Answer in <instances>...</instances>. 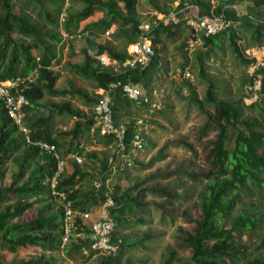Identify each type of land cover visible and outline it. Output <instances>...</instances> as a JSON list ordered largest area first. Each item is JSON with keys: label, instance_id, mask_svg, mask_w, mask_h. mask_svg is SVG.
I'll list each match as a JSON object with an SVG mask.
<instances>
[{"label": "trees", "instance_id": "trees-1", "mask_svg": "<svg viewBox=\"0 0 264 264\" xmlns=\"http://www.w3.org/2000/svg\"><path fill=\"white\" fill-rule=\"evenodd\" d=\"M57 1L60 4L54 9H46L43 16L41 13L37 15L38 18H42L38 20L27 10L31 9L32 3L40 4L41 0H23L20 5L12 0H0V79L26 75L35 69L38 71L37 80L24 92L29 100V104L24 108L25 126L30 130L28 134L19 130L0 105V248H4L0 250V264H62L61 262L66 261V258H71L73 250L95 251L91 248V222L87 224L79 217H75V223L78 225V235L72 236L76 238L75 242L69 247H64L66 244L62 245L64 212L60 202L61 197L59 194H53L54 190L57 193H64L65 200L71 202L73 209L90 212L99 211L106 195L109 194L113 200L110 213L114 219V229L125 221L124 211L127 208L134 211L139 206L137 197L141 192L138 190V184L123 188L118 183L110 185L106 181L114 173V164L118 156L111 150L83 152L84 146L79 147L81 143L75 142L93 128L94 134L91 138L107 148L115 140L114 135L99 136L97 128L94 127L93 112L88 116L81 108L72 106L68 100L53 103L52 106L56 113L75 118L74 125L69 130L58 134L61 139L68 141L65 143V150L58 153L65 160V168L69 166L71 171L59 176L56 187L54 190L51 188V178L56 172L57 158L54 154L40 150L35 142L42 140L59 148L61 141L52 135L48 124L49 117L42 122L34 123L33 111L41 112L46 107L43 102L46 92L52 96L77 94L91 106L96 101L95 94L90 95L73 86L70 89L54 88L56 78L50 67L59 61L57 45L62 41V35L53 27L58 26L60 13L65 12L60 22L63 31L68 34L83 32L85 35V45L80 49L82 61L70 64V69L77 75L92 80L94 88H106L109 84L116 85L111 91L112 118L116 126L124 124L126 127V144L137 129V120L135 117L130 120L121 118L120 112L125 111L130 104L136 103L125 94L123 86L144 87L147 84L145 75L148 69L151 68V73L154 75L159 59L155 52L144 69H124L123 65L129 57L126 51L103 43L101 36L114 23L118 24L116 35L124 37L125 43L129 44L137 39V27L140 23L137 0ZM242 1L244 0H226L215 10L210 0H178L176 7L178 10L192 5L198 8L199 16L222 14L230 22L228 27L215 35H200L201 49L196 52L195 58L200 76L204 75V69L208 67L207 61L211 53L220 45L223 37L226 38L232 55L242 64L256 63L255 57L247 56L242 52L239 45L240 37L233 25L236 22L249 24L254 28L251 39L257 43L261 42L264 36V20H254V16L260 14L258 8L264 5V0H253L249 12L239 16L231 5ZM66 2L67 7H65ZM148 2L159 12L171 11V6L160 7L152 0ZM77 3H81L80 8L73 10L72 7ZM95 10L102 12L103 16L80 29V21L90 17ZM181 24L183 22L174 28ZM160 32L168 37L174 35L171 27L154 28L152 31L154 48L161 42ZM16 35L19 36L18 40L14 37ZM26 38L33 41L36 55ZM216 40L217 44H215ZM184 45L183 43L181 49ZM103 53H106L111 60H116L122 68L115 71L111 66H102L96 57ZM255 79L260 81L259 101L255 104L262 112V120L242 118L239 102L229 98H218L215 87L208 79H205L207 86L203 98L197 97L191 86L186 84L188 100L198 106L218 131L209 150V157L214 167L206 174L198 175L205 180L196 196L201 216L195 221L193 232H186L183 238L185 245L191 250L189 264H226L227 261H234L242 255V246L236 243L233 232L256 230L259 223H264V211L255 208L257 201L251 200L249 207L244 204L235 205L239 202L241 194H251L253 187L264 188L263 65H259L252 76H249V83L252 84ZM139 105L147 106L144 103ZM207 105L213 107L212 111L206 108ZM231 136L233 138L230 147L228 142ZM142 138L144 146L143 132ZM127 149L128 147L126 151ZM70 151H77L83 157L84 166L66 156ZM87 161L91 162L90 168L94 170L93 173L88 171ZM8 162L12 163L15 170L11 173L10 183L6 185L4 179ZM86 177L93 179L92 185L88 189L78 190L80 179ZM99 178L102 184L97 188L94 182ZM153 190L168 195L165 188H153ZM230 192H233L231 197H229ZM30 209L34 210L35 216L28 220H20L19 218ZM114 229L111 238L115 244L117 243V250L113 254H101L97 259L98 264H131L128 260L123 263L118 260L117 255L124 242L116 236ZM261 232L259 249H264V228ZM121 237L124 239L123 236ZM30 247L34 248L31 254L19 259L15 257L19 251ZM60 248H62V257L59 254ZM174 260L175 250L168 248L161 264H173ZM244 264H264V253L260 252L249 257Z\"/></svg>", "mask_w": 264, "mask_h": 264}, {"label": "rangeland", "instance_id": "rangeland-1", "mask_svg": "<svg viewBox=\"0 0 264 264\" xmlns=\"http://www.w3.org/2000/svg\"><path fill=\"white\" fill-rule=\"evenodd\" d=\"M12 1L17 5L23 3V0ZM152 1L160 7L171 6L177 9L178 0ZM224 1L226 0H210L215 10L217 6L223 5ZM57 2V0H41L40 4L32 3L31 9L27 11L33 18L39 20L42 19L38 18L39 14L41 13L43 16L46 9H54L60 4ZM252 2L253 0H244L231 5V7L241 16L249 12L248 9L252 7ZM80 6L81 3H77L72 9H79ZM195 9L196 7L193 6L188 10L185 9L182 13H184V17H192L196 15ZM137 11L140 20L145 19L150 12L160 13L153 8L148 0H137ZM258 11L260 14L254 16V20H264V5L259 7ZM100 16V11L95 10L90 17L80 21V27L83 28L84 24L91 20L95 21ZM60 22H62L61 19H59L58 26L53 28L61 33L63 30ZM48 26L51 28L49 24ZM112 27L116 29L114 33L101 36L103 43L116 47L118 50H124V37L116 35L118 24L114 23ZM233 28L240 37L239 45L242 52L247 56L255 57V64H242L232 55L226 38L223 37L220 45L211 53L207 61L208 67L204 69V75L200 76L195 58L201 45L190 51H184V47L181 49L182 44H185L190 36V29L185 25L173 28L174 35L172 37L160 32L161 42L155 46V52L159 56L155 73L153 75L152 69H148L145 75L147 84L144 87L134 86L141 96L152 97L154 96L153 91L156 90L154 106L151 104L150 107H145L132 103L125 111L120 112L121 118L126 120L133 117L136 120L142 118L141 130L144 133V146L132 158L120 153L114 164V173L107 181L110 185L118 183L123 188L136 183L139 192H141L137 197L138 208L134 211L127 208L124 211L125 221L114 229L116 236L124 242L117 255L118 260L122 263L128 260L131 264H161L167 249L173 248L175 250L173 264H189L188 258L191 256V250L185 245L183 238L186 232H193L195 221L201 216L196 196L202 189L205 180L198 175L206 174L214 167L212 159L209 157V150L218 131L198 106L188 100L186 84L191 86L197 97L203 98L207 86L205 79H208L215 87V94L218 98H229L239 102L242 118L263 119L260 108L255 104L259 101V85L257 91L254 92L253 84L249 83L248 78L254 73L256 64L263 63L264 65V36L262 41L257 43L251 39L254 28L249 24L236 22ZM14 37L19 39L18 35ZM25 40L36 55L37 51L33 41L29 38ZM217 43L216 40L215 44ZM84 45V37L71 39V41L66 39L58 43L59 61L50 67L56 78L55 89H70L73 86L90 95L93 94V81L77 75L69 67L70 64L82 61L83 56L80 49ZM258 51H262L263 54L256 53ZM102 66H111L115 71H119L114 65ZM62 100H68L72 106L81 108L88 116L92 114L91 105L86 104L83 98L77 94L52 96L48 92L45 93L43 102L46 107L41 112L33 111L32 120L37 123L49 117L48 124L52 135L61 141L59 151L65 150V143L68 141L61 139L58 134L69 130L75 121L74 117L67 114L56 113L52 104ZM206 108L212 111L213 107L207 105ZM88 132L75 141L84 146L83 152L93 149L97 151L111 150L108 146L105 148L101 147L102 145H93L91 137L94 131L90 129ZM232 138L233 136L228 142L230 147ZM112 148H114L113 145ZM83 161L82 157V166H84ZM90 165L91 162L87 161L88 171L93 173L94 170L90 168ZM94 166H96L95 163ZM6 167L4 183L7 185L10 183V176L15 168L10 162L6 164ZM92 182L93 179L90 180L88 177L80 179L77 188L78 190L88 189ZM153 188H165L168 195L156 193ZM232 195L233 192H230L229 197ZM251 200L257 201L255 208L264 211V188L253 187L251 194H241L239 202L235 205L244 204L249 207ZM33 216H35L34 210L30 209L19 219L28 220ZM92 219L86 223L89 224ZM263 224L259 223L256 230L233 232L236 243L242 246V255L234 261H227L226 264H244L249 257L260 252L264 253V249H259ZM75 239L72 237L64 247H69L72 242H75ZM0 250H4V248H0ZM33 251L34 248L30 247L27 250L19 251L15 257L23 258ZM59 254L62 257V248L59 249ZM100 255L101 253L97 251L79 252L73 250L71 258H66V261L61 263L98 264L97 259Z\"/></svg>", "mask_w": 264, "mask_h": 264}, {"label": "built area", "instance_id": "built-area-1", "mask_svg": "<svg viewBox=\"0 0 264 264\" xmlns=\"http://www.w3.org/2000/svg\"><path fill=\"white\" fill-rule=\"evenodd\" d=\"M68 3H65V7ZM65 12L60 13V19L63 20ZM181 22V18L178 17L177 11H171L169 13L160 14L157 12H150L146 15V18L140 20L137 27L138 36L137 39L128 44V59L125 61L124 69H139L142 70L148 66L152 56L154 55V44L152 41V31L154 28L168 26L173 28ZM185 24L190 29V36L187 38L184 51H190L201 44L200 35L212 36L218 32L224 30L230 25L222 14L212 15V16H199L195 15L193 18H185ZM114 28L111 26L106 30L105 34L109 35L114 33ZM83 32H78L73 35L74 39L82 38ZM69 37L65 34V38ZM101 65H114L119 70L122 68L116 60H111L106 53L100 54L96 57ZM259 65L263 63H258L255 65L257 69ZM264 66V65H263ZM38 71L32 70L26 75H15L10 76L5 79H0V105L5 109L8 118L17 125L20 131L28 134L29 128L25 126V107L29 104V100L25 95V91L37 80ZM253 90L257 91L258 85L260 88L259 79L253 81ZM116 87L115 84H109L108 87H99L94 90L96 101L91 106L92 112L94 114V127L97 128V133L99 136H109L114 135L115 140L110 143L108 147L111 152L119 157L120 153H124L125 156L132 158L137 154V152L143 146L142 138V124L143 119L137 120V129L130 139L129 143L125 142L126 127L124 124L115 125L112 118V101H111V91ZM123 90L125 94L136 103H144L148 107L155 103V97L157 96V91H153L152 97L141 96L133 86L124 85ZM36 146L40 150L48 153L54 154L57 158L56 172L51 178V188L54 190L58 183V177L65 172V160L63 157L59 156V149L46 141L35 142ZM112 145L114 148H112ZM82 147V145H79ZM126 147H128L126 151ZM67 157L73 159L77 164L82 163V157L77 151H70L66 155ZM108 181V180H106ZM102 184L99 178L94 182L95 187L99 188ZM53 194H59L61 197L60 202L63 206L64 212V223L62 225V245H64L72 236H77L78 225L75 223V217L81 218L83 221L91 220V248L101 254L109 255L113 254L117 250V243L112 241V232L114 229V219L110 213V209L113 206V200L106 195L105 201L99 207V211L94 214L90 211H80L73 209L71 207V202L65 200L64 193H57L55 190Z\"/></svg>", "mask_w": 264, "mask_h": 264}, {"label": "crops", "instance_id": "crops-1", "mask_svg": "<svg viewBox=\"0 0 264 264\" xmlns=\"http://www.w3.org/2000/svg\"><path fill=\"white\" fill-rule=\"evenodd\" d=\"M178 6V3L176 4V7ZM191 7H193L192 5H189V6H187L186 8H183V9H180V10H177V9H175V8H172L171 7V11H177L178 12V17H180L181 18V22H183V24H181V25H185V27H187L186 26V24H185V18H193V17H195V15H193L192 17H184V13H182V12H184V10L185 9H189V8H191ZM196 14H198L199 13V11H198V8L196 7ZM171 11H169V12H171ZM168 12V13H169ZM188 12V11H187ZM101 13V16L100 17H98V18H101L102 17V12H100ZM160 14H165L164 12H160ZM183 15V16H182ZM184 17V18H183ZM92 21H94V20H91V21H89V22H87L86 24H88V23H90V22H92ZM96 21V20H95ZM180 22V23H181ZM86 24H84V26L86 25ZM180 26V25H179ZM79 27H80V25H79ZM116 28H117V26H116ZM174 28V27H173ZM172 28V29H173ZM80 29H82V27H80ZM114 30H116L115 28H114ZM78 33V32H77ZM61 34H62V40H70L71 41V39H74L73 38V35L74 34H76V33H74V34H68L67 32H65V31H62L61 32ZM65 34H68V36L69 37H66L65 38ZM104 35V34H103ZM85 35H83V37H84ZM85 40V39H84ZM125 48H124V50L126 51V53H128V44L127 43H125ZM154 51H155V48H154ZM94 88V87H93ZM96 88H94L93 90H95ZM93 94H94V91H93ZM92 130H93V128H91ZM91 142L93 143V145H95V146H100V144H98V143H96L95 142V139H93V138H91ZM101 147H103V146H101ZM88 151H90V150H88ZM92 151H97V150H95V149H93ZM65 172L66 173H68V172H70L71 171V169H70V167L69 166H67V168H65ZM92 213H94V212H92ZM94 214H96V213H94ZM3 252V251H2Z\"/></svg>", "mask_w": 264, "mask_h": 264}, {"label": "bare ground", "instance_id": "bare-ground-1", "mask_svg": "<svg viewBox=\"0 0 264 264\" xmlns=\"http://www.w3.org/2000/svg\"><path fill=\"white\" fill-rule=\"evenodd\" d=\"M256 53H262V51L260 52V51H258V52H256ZM263 54V53H262Z\"/></svg>", "mask_w": 264, "mask_h": 264}]
</instances>
